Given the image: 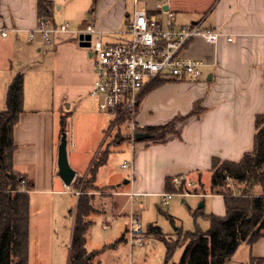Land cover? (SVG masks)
Segmentation results:
<instances>
[{
	"label": "crops",
	"instance_id": "1",
	"mask_svg": "<svg viewBox=\"0 0 264 264\" xmlns=\"http://www.w3.org/2000/svg\"><path fill=\"white\" fill-rule=\"evenodd\" d=\"M50 1L54 4L53 15L44 19L51 29L50 41L39 33L29 41V31L40 21L37 0H0V103L5 108L9 84L17 73H23L24 104L13 131V161L15 170L25 174L32 185L30 209L34 194L69 192L77 200L79 197L75 193L78 189L66 185L58 172L62 129L56 135L57 123L60 128L66 119L68 160L76 171L75 178L89 172L93 151L99 149L98 154L105 145V139L99 136L90 153L74 151L79 142L77 123L101 135L105 131L103 117L111 121L99 109L102 98L91 94L95 63L87 34L79 31L93 23L103 31L106 42H120L136 6L135 0ZM158 4L172 10L178 23L201 22L204 28L224 35L216 44L201 37L190 40L181 54L206 63L202 76L197 80L159 79L151 83L140 95L135 123L140 127L165 124L197 107L198 114L179 122L177 133L165 141L131 140L124 145L120 140L111 144L112 152L100 168L107 166L113 153L128 145H132L133 166L127 176L114 172L105 182L96 177L94 183L114 187L109 199L113 202L118 196H126L132 210L137 197L153 195L162 199L161 194L168 191V179L187 176L195 181L203 180L204 174L211 175L214 157L239 162L253 151L256 117L264 113V0H160L156 7ZM137 5L143 7L140 0ZM156 7L145 8L157 15ZM64 23H69V28L60 30ZM1 29L8 35L3 36ZM81 155L86 157L84 164L79 160ZM207 195L212 198L211 213L225 215L223 195ZM129 215L122 233L125 242ZM243 245L246 259L239 264L251 257L264 258V236L239 248ZM239 248L226 264L232 262Z\"/></svg>",
	"mask_w": 264,
	"mask_h": 264
},
{
	"label": "trees",
	"instance_id": "2",
	"mask_svg": "<svg viewBox=\"0 0 264 264\" xmlns=\"http://www.w3.org/2000/svg\"><path fill=\"white\" fill-rule=\"evenodd\" d=\"M96 0H94L95 3ZM39 19H50L54 4L50 0H37ZM24 104V75L17 73L7 88L6 106L0 109V264H28L29 261V225L30 191L32 185L27 176L14 168L13 131L18 122ZM199 113L195 108L185 116H179L160 125L140 127L135 133L148 132V140L165 141L177 133V124ZM132 116L125 111L116 120L115 141L127 142L131 132L122 133L131 128ZM66 119L63 120L62 134L66 131ZM111 130V131H112ZM117 144V143H116ZM113 144V145H116ZM100 150L89 169V180L79 186L78 178L72 182L81 193L75 210H70L73 218V234L70 244V264H90V254L86 249V233L90 225L88 216L95 211L93 195L98 170L103 166L111 152V145ZM199 185L204 186L201 180ZM168 191L179 190L167 180ZM114 188V187H108ZM211 193L224 197L226 213L206 215L211 221L209 230L176 231L177 238L172 240L158 225H150L148 233L160 238L166 248L165 264H226L242 243L252 245L264 236V113L256 117L255 144L252 152L246 153L239 162L214 157L211 166ZM201 193L194 189L191 193ZM205 193V192H203ZM197 217L199 212L194 211ZM171 217V216H170ZM124 240V235L117 242ZM185 246L178 262H171L174 251ZM94 254V253H93ZM88 256V257H87ZM245 264H264V258L251 257Z\"/></svg>",
	"mask_w": 264,
	"mask_h": 264
},
{
	"label": "rangeland",
	"instance_id": "3",
	"mask_svg": "<svg viewBox=\"0 0 264 264\" xmlns=\"http://www.w3.org/2000/svg\"><path fill=\"white\" fill-rule=\"evenodd\" d=\"M160 0H140V6L148 9H155L157 2ZM3 108V103H0ZM110 117V116H109ZM102 126L104 132L100 135L89 129L83 123H77L76 129L79 137L76 152H88L93 149L99 136L105 139L103 149L110 147L111 144L120 143L115 141L117 128L112 130L111 121L103 117ZM110 122V123H109ZM128 124L122 127V133L131 132V128L126 129ZM59 128L56 124V135L59 134ZM112 130V131H111ZM130 138V142H131ZM61 137L59 138V144ZM127 143L125 142L124 145ZM78 149V150H77ZM112 149V147H111ZM97 151H93L89 167L95 159ZM70 151V141L67 143V152ZM132 145H128L121 152H115L111 155L107 166L100 168L97 178L100 181H106L109 175L119 172L121 176H127L129 168H121L124 160L130 159ZM79 156L82 164L86 162V157ZM79 186L89 180V174L85 173L77 176ZM200 179V178H199ZM201 180V179H200ZM199 180L193 181L190 192L197 189L201 194H189L182 196L176 194L168 204H164L158 196H140L136 198V205L133 210L141 216V222L145 231L146 242L143 247L132 245L129 241L117 242L122 236L125 228V218L131 213V205L127 203L126 196H118L113 202L109 199L112 188L99 187L95 185L89 191L93 195L95 211L88 216L91 225L87 232L86 249L92 259L90 264H165L166 248L164 242L148 233L150 225H158L162 228L165 235L170 236L172 240L177 238L176 231H195L201 229L209 230L211 221L206 215L212 211V198L207 195L211 194L210 182L211 175L204 174L201 182L204 186L199 185ZM65 189V187H63ZM179 191V190H177ZM205 192V193H203ZM203 193V194H202ZM77 197L72 193L53 194H34L31 199L30 209V226H29V261L28 264H70V244L73 234L74 220L70 216V210H75ZM199 212L195 217L193 212ZM171 216V217H170ZM107 225V229L104 226ZM185 246L181 245L174 251L172 261L178 262L182 256ZM246 245L239 248L230 264H239L246 259ZM94 253V254H93ZM88 257V256H87Z\"/></svg>",
	"mask_w": 264,
	"mask_h": 264
},
{
	"label": "built area",
	"instance_id": "4",
	"mask_svg": "<svg viewBox=\"0 0 264 264\" xmlns=\"http://www.w3.org/2000/svg\"><path fill=\"white\" fill-rule=\"evenodd\" d=\"M135 8L124 31L125 38L120 42H106L103 31L95 24L89 23L80 33L89 34V49L95 63L96 78L91 94L102 98L99 109L111 117L113 127L118 117L125 111L130 112L131 139L135 140V114L141 93L153 82L161 80H197L203 74L206 63L202 59L183 56L181 54L187 43L201 37L209 43L216 44L224 35L222 32L204 28L201 22L178 23L172 10H164L157 5V15H153L145 7H139L135 0ZM69 23L62 24L59 29L67 30ZM45 41H50L51 29L41 19L37 27L29 31V41L37 34ZM3 36L8 31L1 29ZM231 40V38H229ZM131 159L124 160L122 168H132ZM172 184L179 191H167L161 194L162 202L168 204L176 194H191L193 186L187 176H175ZM75 193L79 196L81 190ZM131 197L134 193H130ZM107 229V225L104 226ZM127 241L132 245L143 247L146 242L141 216L134 210L129 215Z\"/></svg>",
	"mask_w": 264,
	"mask_h": 264
},
{
	"label": "water",
	"instance_id": "5",
	"mask_svg": "<svg viewBox=\"0 0 264 264\" xmlns=\"http://www.w3.org/2000/svg\"><path fill=\"white\" fill-rule=\"evenodd\" d=\"M165 9H167V6H165ZM86 39H90L89 34L86 35ZM87 45L89 46V42H87ZM151 136L152 135L148 132H138L135 134V140L144 141L149 139ZM67 143V135L66 132H64L61 136V142L58 149V172L64 183L66 185H71L76 177V171L71 167L68 160Z\"/></svg>",
	"mask_w": 264,
	"mask_h": 264
}]
</instances>
